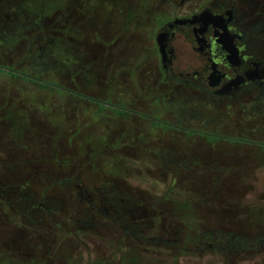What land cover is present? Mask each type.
Returning a JSON list of instances; mask_svg holds the SVG:
<instances>
[{"label": "rangeland", "instance_id": "1", "mask_svg": "<svg viewBox=\"0 0 264 264\" xmlns=\"http://www.w3.org/2000/svg\"><path fill=\"white\" fill-rule=\"evenodd\" d=\"M145 2L149 3L145 0H79V20L83 21L82 24L79 22L78 29L80 55L85 50L84 45L90 33L100 36L102 41L107 27L108 30H115L122 25L120 10L124 5L127 18L131 15L143 19L149 16ZM19 4L28 5L24 1ZM108 18L110 21L107 23ZM88 20L91 22L87 23ZM131 20L129 18L124 24L127 35L134 34V30L131 31L134 26L129 23ZM138 22L143 23L141 20ZM144 27L140 25L133 35L134 39L126 41V46L118 52L117 63L114 67L110 65L106 74L90 76L84 81L82 75H87V69L86 65L83 66L85 69L74 80L84 85L82 94L89 97H82L68 84H64L69 82V77L59 76L56 59L45 62L35 58L37 43L29 51L31 45L26 42L15 43L12 38L6 40V44L0 42V62L2 65H13L18 73L23 72L19 75L25 82H9L6 75L13 76L10 68L0 67V99L13 101L17 111L27 114L32 124L47 122L51 125L52 122L54 128L64 123L67 126L63 132L69 136L75 129L74 123L78 116L79 126L83 125V129H86L80 138L84 145L82 152L87 154L90 148L91 153L97 143L102 144L97 147L94 156L91 153L83 158L85 166L93 160V178L102 181L105 176L108 183L126 185L133 195L140 196L146 208L154 209L151 218L155 229L148 232L146 237L164 238L169 242H136L113 229H98L97 233L86 230L75 234L73 222L66 220L63 215L56 218L55 223L47 220V224L41 228L31 226L23 230L26 224L17 217H14V221L11 211L0 208V264H264V244H260L261 239L257 238L258 234H264V139L216 142L207 138L208 142H212L208 143L197 137L183 136L182 133H174L172 136L170 133L161 134V130L168 128L157 123V119L139 117L137 109L146 107L156 99L148 97L146 91H138V75L134 71V64L131 65L136 55L134 48H143L145 51L146 40L143 37L147 35ZM49 35L53 36L52 33ZM100 46L102 48L103 45ZM95 55L100 58L102 53ZM39 63H46L49 69L40 68ZM118 65L121 68L113 70ZM108 81L118 87L115 86L105 95L103 90L107 88L104 85ZM143 83L150 82L144 78ZM74 84L77 85L75 81ZM17 85L25 86L27 91H20ZM159 105L163 109L162 104ZM168 110H174V117H164L174 123L180 112L178 105L169 106ZM119 116H128L131 121L139 118L143 123V128L137 129L135 134L136 137L141 136L133 145L135 151L119 150L121 144L125 143V140L118 141L120 126L125 125L134 131L136 125L124 124L126 121ZM236 120L233 117L231 121L234 125L224 130H239L242 125L236 123L241 121ZM203 121L206 120H188L182 127L203 131L222 130L217 125L203 127ZM221 125L224 124L221 122ZM147 126L154 127L153 135L144 132ZM45 129L40 128L42 133L47 131ZM255 130H260V126L256 125ZM170 131L178 132L176 129ZM44 134L47 135V132ZM5 142L9 143V139ZM60 142L63 145L61 155L50 156L37 165L46 174L43 183L50 187L48 194L59 200L63 214H67V211L73 210L77 198L67 185L72 177V169L69 168L68 173L63 168L72 158V148L64 140ZM104 144L108 148H103ZM48 145L46 136L25 142L29 153H37L38 157L43 153L48 157ZM153 147L164 152L172 148L173 153H184V156L180 155L178 163L169 165L166 159H162V154L152 150ZM202 151L213 153L218 166L209 169L206 166V170L199 167L185 169L181 162H186L187 157L191 160L190 164H195V161L211 164L210 159L202 155ZM216 154L237 156L234 162H229L230 157L219 158ZM13 155L15 162L25 158L24 153ZM35 156L32 155L31 159ZM59 182H63V185H59ZM215 230L234 231L247 237V241L242 243L243 247L231 252L225 248V244H218L215 239L210 241L211 238L203 236L204 232Z\"/></svg>", "mask_w": 264, "mask_h": 264}, {"label": "flooded vegetation", "instance_id": "2", "mask_svg": "<svg viewBox=\"0 0 264 264\" xmlns=\"http://www.w3.org/2000/svg\"><path fill=\"white\" fill-rule=\"evenodd\" d=\"M21 1L28 5L19 4ZM53 1L0 0V33H3L0 35V42L6 44L9 38L15 43L26 42L31 45L29 51L37 43L35 58H41L45 62L56 59L59 76L69 77V82L64 84H68L82 97H89L82 94L84 85L76 81L79 72L85 69L83 66L86 65L87 69V75H82L84 81L90 76L106 74L110 65L114 67L117 63L118 52L126 46V41L134 39L133 35L140 25H145V51L143 48H134L136 55L131 65L134 64V71L138 75V91H146L148 97L156 99L146 107L137 109L139 117L157 119V123L168 128L161 130V134L170 133L171 136L182 133L183 136L197 137L206 142L207 138L216 142L264 139L261 137L264 136V0H145L149 1L145 2L149 16H144V19L129 16L132 18L129 23L134 26L131 28V31L134 30L133 35L126 34L124 24L129 18L124 5L120 10L122 25L115 30H108L107 27L102 41L100 36L90 33L81 55L78 29L79 22L82 24L83 21L79 20V0ZM140 20L143 23L138 22ZM108 21L109 18L106 22ZM51 33L53 36L49 35ZM160 35L165 47L163 55L160 54L156 41ZM100 44L103 45L102 48ZM100 52L102 56L96 57L95 54L100 55ZM0 67H9L10 73L16 76L19 74L9 63L2 65L0 62ZM39 67L49 69L46 63H39ZM118 68L121 66L118 65L113 70ZM144 78L150 83L144 84ZM107 83L104 85L107 89L103 90L105 95L115 86L118 87L109 81ZM160 103L163 109L160 108ZM176 104L180 112L172 123L164 115L174 117V110H168V107ZM233 117L241 121L236 123L241 124V128L225 131L226 127L234 125L231 121ZM119 118L126 121L124 124H136L133 128L135 132L125 125L120 126L118 141L125 140V143L121 144L119 150L135 151L133 145L141 139V136L136 137L135 134L137 129L143 128V123L139 118L133 121L128 116ZM188 120H206L202 122L203 127L217 125L222 130L203 131L188 126L183 128L182 125L187 124ZM78 121L77 116L75 129L69 136L63 132L67 126L64 123L54 128L51 126L52 122L51 125L47 122L32 124L27 119V114L17 111L13 101L8 98L0 99V156H3L0 159V208L11 211L14 221V217H17L16 219L26 224L23 230L31 226L41 228L47 224V220L55 223L56 218L63 215L66 220L73 222L75 234L86 230L97 233L98 229H113L136 242L168 243L164 238L146 237L148 232L155 229L151 218L154 209L146 208L140 196L133 195L126 185L108 183L105 176L102 181L93 178V160L85 166L83 158L91 153L94 156L97 147L102 144L97 143L91 153L90 148L87 154L83 153L84 145L80 138L86 129H83V125L79 126ZM221 122L224 125L220 126ZM256 125L260 126V130H255ZM41 127L46 128L44 133L47 132V135L42 133ZM153 128L147 126L144 132L153 135ZM171 129L178 132L170 131ZM39 136H46L49 141L48 157L44 153H40L39 157L37 153H27L29 148L25 147V142ZM8 139L9 143L5 142ZM61 140L72 148L71 164L66 162L63 168L68 173L69 168L72 169V177L67 185L77 198L73 210L67 211V214H63L59 200L48 194L50 187L43 183L46 174L37 165L51 158L50 156L61 155ZM103 148H108L107 144ZM20 150L27 151L24 153L25 158L15 162L13 154H20ZM65 152L68 154L67 150ZM173 152L170 148L166 152L158 150L155 153L162 154V159H166L169 165H174L179 162L177 159H180L181 153ZM202 152L204 157L210 159L211 164L202 161L190 164L191 160L187 157L186 162H181L184 168L191 170L199 167L206 170V166L208 169L218 166L213 153ZM32 155L36 156L31 159ZM183 156L184 153L181 157ZM216 156L220 158L226 155ZM235 156L237 155L232 154L226 157H230L229 162H234ZM231 164L235 166L234 163ZM59 185H63V182H59ZM8 217L6 214V219ZM203 236L211 238L210 241L215 239L218 244H225V248L231 252L243 247L242 243L247 241V237L234 231H206ZM257 238L261 239L260 244H264V234H258Z\"/></svg>", "mask_w": 264, "mask_h": 264}, {"label": "crops", "instance_id": "3", "mask_svg": "<svg viewBox=\"0 0 264 264\" xmlns=\"http://www.w3.org/2000/svg\"><path fill=\"white\" fill-rule=\"evenodd\" d=\"M21 71H19V73H20ZM21 73H23V72H21ZM11 75H13L12 73H10ZM6 75V74H5ZM6 77L7 78H9V79H7L9 82H11L12 81V83H13V81L15 80H20V81H22L21 79H20V75L18 74L17 76L16 75H13L12 77H10L9 75H6ZM14 77V78H13ZM23 82V81H22ZM23 83H25V82H23ZM26 85V84H25ZM33 86H36V87H39V88H41L40 86H38V85H36V84H32ZM15 86V85H14ZM27 86V85H26ZM17 87L19 88V89H21L20 91H23V92H25V91H27V89H26V87L24 86V87H22V86H20V85H17ZM43 89V88H42ZM20 152V154L21 153H26L27 151H23V150H20L19 151ZM27 153H29V152H27Z\"/></svg>", "mask_w": 264, "mask_h": 264}, {"label": "water", "instance_id": "4", "mask_svg": "<svg viewBox=\"0 0 264 264\" xmlns=\"http://www.w3.org/2000/svg\"><path fill=\"white\" fill-rule=\"evenodd\" d=\"M161 37H162V35L158 36L156 41H157V44H158V47H159L160 54L163 55L165 47L161 43V39H160Z\"/></svg>", "mask_w": 264, "mask_h": 264}, {"label": "trees", "instance_id": "5", "mask_svg": "<svg viewBox=\"0 0 264 264\" xmlns=\"http://www.w3.org/2000/svg\"><path fill=\"white\" fill-rule=\"evenodd\" d=\"M14 75V73H12Z\"/></svg>", "mask_w": 264, "mask_h": 264}]
</instances>
